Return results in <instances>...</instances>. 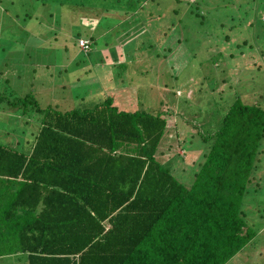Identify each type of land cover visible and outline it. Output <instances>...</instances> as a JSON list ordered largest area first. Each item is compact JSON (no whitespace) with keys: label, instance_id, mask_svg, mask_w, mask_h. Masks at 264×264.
<instances>
[{"label":"trees","instance_id":"16d2710c","mask_svg":"<svg viewBox=\"0 0 264 264\" xmlns=\"http://www.w3.org/2000/svg\"><path fill=\"white\" fill-rule=\"evenodd\" d=\"M40 3L58 4L56 16L100 18L111 10L143 8L138 0ZM95 28L103 43L105 32L98 24ZM88 40L81 48L86 54L94 43L93 37ZM156 95L149 91L141 110L122 109L109 95L84 108L39 107L31 94L6 101L14 108L23 102L33 108L39 129H28L14 144L0 142V259L12 264H225L252 240L258 230L247 220L246 204L260 188L256 169L264 108L236 91L229 104L221 102L227 105L222 113L211 112L208 100L206 111L186 99H178L176 109L170 98L166 103ZM191 110H197L192 117ZM171 116L198 123L199 132L206 119L220 120L209 123L213 130L204 140L210 144L190 183L155 156L162 141L173 139L167 133L176 126H167ZM181 141L175 138L180 146ZM190 141H197L194 135Z\"/></svg>","mask_w":264,"mask_h":264},{"label":"rangeland","instance_id":"374dc122","mask_svg":"<svg viewBox=\"0 0 264 264\" xmlns=\"http://www.w3.org/2000/svg\"><path fill=\"white\" fill-rule=\"evenodd\" d=\"M38 3L39 0H0V142L9 139L14 144L28 129H39V114L27 103L17 108L6 103L28 94L39 107L51 104L70 108L77 99L79 104L74 105L84 108L109 95L122 109L141 110L145 109L150 91L166 103L170 98L176 109L178 99H186V104L193 101L206 111L208 100L211 112L217 109L222 113L227 105L221 102L229 104L236 91L246 102L264 108V99L258 97L264 95V0H138L142 9L111 10V15L101 16L99 21L79 14L81 17L74 18L78 22L69 27L71 38L66 43H75L77 36L88 39L92 35L93 48L88 54L77 46H69L66 54L59 52L62 47L56 43L65 39L60 23H70L71 17L65 13L56 16L58 4ZM131 3L137 6L136 1ZM149 11L157 12V16L146 17ZM97 24L101 32L109 30L104 41L118 43L117 61L109 54L107 58L108 46L98 42L95 33L99 30L94 27ZM149 26L153 28L148 32ZM129 31L138 33L130 36ZM115 35L126 40L125 44ZM99 50L105 57L102 62ZM59 81L66 83L61 86ZM180 91L182 94L177 95ZM153 99L151 96V102ZM196 111H189V116ZM178 118L168 119L167 126L173 122L176 125L167 131L173 139L167 144L162 141L155 156L190 183L194 167L210 144L204 140L213 130L209 123L218 124L220 120L206 119L199 132L198 123H183ZM192 135L195 143L190 141ZM175 138L182 140L181 146ZM262 148L256 169L260 188L248 196L246 204L247 220L258 231L225 264H264V140ZM0 264L12 261L0 259Z\"/></svg>","mask_w":264,"mask_h":264},{"label":"crops","instance_id":"0c3cea01","mask_svg":"<svg viewBox=\"0 0 264 264\" xmlns=\"http://www.w3.org/2000/svg\"><path fill=\"white\" fill-rule=\"evenodd\" d=\"M71 18H70V23H67V22H62V23H60V26H61V28H62V35L64 36V40H61L59 43H56V46L57 47H62L61 48V51H59V52H61V53H68V49H69V46H77L78 48H80L77 44H76V42L74 43L73 41H72V43H70V44H67L66 43V40L67 39H70L71 38V36H70V34H69V27L72 25V23H77L78 22V20H76V19H74L75 18V16H70ZM97 19H99L98 17L96 18V20ZM57 22V21H56ZM97 22V21H96ZM95 27V26H94ZM93 27V28H94ZM135 29H136V27H135ZM148 29V28H147ZM93 30V29H92ZM140 30V29H139ZM136 31H138V30H136ZM131 32V31H129L130 33H127V35H133V33H138V32ZM103 32H105L104 33V35L106 34V32L107 33H109V30H104ZM103 32H102V34H103ZM111 32V31H110ZM148 32H149V29H148ZM35 34H37V32L35 31ZM96 35H97V37H99L100 36V32L98 31V32H96L95 33ZM145 34V33H144ZM77 37H81V36H77ZM90 37V36H89ZM88 37V38H89ZM91 37H92V35H91ZM115 38H118V40L119 41H121L122 43H125L126 42V40H121V39H119V38H121V37H119V36H117V35H115ZM115 38H114V36H113V41H115ZM118 42V41H117ZM104 44L103 45H105L104 47L106 48V46H108V48H106V50H107V52L110 54V52L113 54V55H111V56H113L114 58L116 57V56H114V54H116V53H119L120 51H118L117 50V47H115L116 45H118V43H113V44H109V43H107V41H104L103 42ZM114 45V46H113ZM121 46V45H120ZM93 47V46H92ZM80 50V49H79ZM81 51V50H80ZM71 56H75L74 54H72ZM111 59V58H110ZM114 61H117V59L115 58V59H113ZM112 61V60H111ZM110 64H115L114 62H111ZM66 82L65 81H63V82H61V81H59V84L61 85V86H63V84H65ZM76 99V98H75ZM74 104H79L78 103V101H77V99L74 101ZM73 104V106H75ZM76 107V106H75ZM156 158H157V156H156Z\"/></svg>","mask_w":264,"mask_h":264},{"label":"built area","instance_id":"2783aa9c","mask_svg":"<svg viewBox=\"0 0 264 264\" xmlns=\"http://www.w3.org/2000/svg\"><path fill=\"white\" fill-rule=\"evenodd\" d=\"M86 42V40H79L78 44H80L81 48L86 49L88 47Z\"/></svg>","mask_w":264,"mask_h":264},{"label":"clouds","instance_id":"9594fccd","mask_svg":"<svg viewBox=\"0 0 264 264\" xmlns=\"http://www.w3.org/2000/svg\"><path fill=\"white\" fill-rule=\"evenodd\" d=\"M79 40H86V41H89L87 38L76 37V43H77V44H78ZM78 46L81 47L80 44H78ZM175 175H176V174H175ZM176 176H177V175H176Z\"/></svg>","mask_w":264,"mask_h":264}]
</instances>
